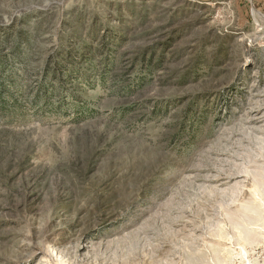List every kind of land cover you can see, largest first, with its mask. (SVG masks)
I'll use <instances>...</instances> for the list:
<instances>
[{
	"label": "rangeland",
	"instance_id": "1",
	"mask_svg": "<svg viewBox=\"0 0 264 264\" xmlns=\"http://www.w3.org/2000/svg\"><path fill=\"white\" fill-rule=\"evenodd\" d=\"M261 263L264 0H0V264Z\"/></svg>",
	"mask_w": 264,
	"mask_h": 264
},
{
	"label": "bare ground",
	"instance_id": "2",
	"mask_svg": "<svg viewBox=\"0 0 264 264\" xmlns=\"http://www.w3.org/2000/svg\"><path fill=\"white\" fill-rule=\"evenodd\" d=\"M241 254H239V253H235V256L236 255H238L239 257H241V258H244L246 261H248L247 259H246V251L244 250V248L243 249H241ZM230 254V253H229ZM228 257H230V256H228ZM231 258H232V256H231ZM227 259H229V258H227ZM223 262H225V261H223ZM261 264H263V263H261Z\"/></svg>",
	"mask_w": 264,
	"mask_h": 264
}]
</instances>
